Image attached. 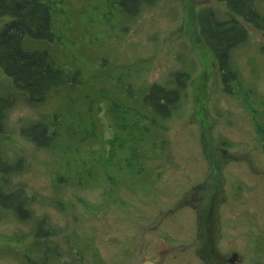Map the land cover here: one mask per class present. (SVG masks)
Segmentation results:
<instances>
[{
    "label": "rangeland",
    "instance_id": "rangeland-1",
    "mask_svg": "<svg viewBox=\"0 0 264 264\" xmlns=\"http://www.w3.org/2000/svg\"><path fill=\"white\" fill-rule=\"evenodd\" d=\"M40 1L50 4L54 38L25 39L23 48L46 51L59 66L78 70L81 82L31 104L0 72V93L15 97L0 157L24 162L22 172L3 184L0 176V183L6 191L23 187L31 199L26 222L0 209V264H24L45 250L50 264H94L96 242L97 264L188 263L189 253L178 255L188 246L173 240L175 225L191 189L205 184L209 163L232 190L237 171L248 175L242 162L251 159L254 172L252 160L264 157V27L244 24L247 41L229 59L239 84L228 93L196 24L208 10L220 21L232 17L222 3L162 0L131 17L118 0ZM254 7L264 17V0ZM181 72L187 79L179 103L168 117L154 114L144 100L149 88L174 90ZM51 120L58 128L52 147L20 135ZM225 160L222 170L217 163ZM252 186L255 220H264V182L256 178ZM41 220L51 230L45 240L34 237Z\"/></svg>",
    "mask_w": 264,
    "mask_h": 264
},
{
    "label": "trees",
    "instance_id": "trees-1",
    "mask_svg": "<svg viewBox=\"0 0 264 264\" xmlns=\"http://www.w3.org/2000/svg\"><path fill=\"white\" fill-rule=\"evenodd\" d=\"M162 0H118L121 11L128 16H135L144 5H152ZM226 6L231 16L228 20H217L211 10L196 16L197 32L202 44L213 56L222 89L231 93V83L239 84L237 72L231 66V52L244 44L248 31L244 24L255 29L264 27V17L254 7L255 0H210ZM236 16V18H235ZM7 22L0 29V72L10 80L16 92L27 95L31 104L42 102L55 90L67 85H76L80 81L78 70H68L59 66L44 50H26L25 39L53 40L50 32L51 10L48 2L40 0H0V20ZM237 18H240L241 23ZM187 74L175 75L176 88L167 90L152 85L145 96L149 109L162 118L168 117L180 100V90L186 86ZM241 88V85H239ZM15 97L0 93V135L5 133V121L8 111L14 106ZM32 123L20 130V135L38 148L52 147L58 139L55 123ZM24 170V162L17 159L13 164L0 157L1 183L6 176ZM0 183V209L10 211L18 220L26 222L31 218L30 197L23 187L3 190ZM44 220L37 223L34 237L45 240L51 236V230ZM49 251H44L38 258L26 257L24 264H50Z\"/></svg>",
    "mask_w": 264,
    "mask_h": 264
},
{
    "label": "flooded vegetation",
    "instance_id": "flooded-vegetation-1",
    "mask_svg": "<svg viewBox=\"0 0 264 264\" xmlns=\"http://www.w3.org/2000/svg\"><path fill=\"white\" fill-rule=\"evenodd\" d=\"M250 162L251 159L242 162L241 168L246 167L248 175L237 171L240 183L232 190L224 172L212 170L216 164L210 162L205 184L191 189L190 201L184 203V206H189L179 207L183 219L179 221V227L175 225L173 240L181 247L188 246L187 249L180 248L182 250L178 254L182 257L189 253L190 259L186 264H264V220H255L258 214L253 207L256 199L249 196L256 178L264 182V157L252 160L257 165L254 172L249 168ZM226 163L229 164L225 160L217 166L222 169ZM202 189L204 191L200 192ZM247 189L248 198L245 200L243 192ZM260 189L259 195L262 196L264 187ZM184 210H189L191 216ZM180 237L183 240L189 237V244H180ZM94 264H97V242ZM176 264H180L179 260Z\"/></svg>",
    "mask_w": 264,
    "mask_h": 264
},
{
    "label": "water",
    "instance_id": "water-1",
    "mask_svg": "<svg viewBox=\"0 0 264 264\" xmlns=\"http://www.w3.org/2000/svg\"><path fill=\"white\" fill-rule=\"evenodd\" d=\"M167 246L166 245H161L159 248H158V250L160 251V250H162L163 248L165 249ZM143 264H153V263H151V262H149V261H146V262H144Z\"/></svg>",
    "mask_w": 264,
    "mask_h": 264
}]
</instances>
